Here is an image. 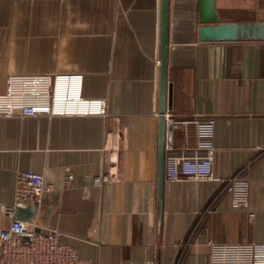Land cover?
Wrapping results in <instances>:
<instances>
[{"label": "crops", "instance_id": "crops-1", "mask_svg": "<svg viewBox=\"0 0 264 264\" xmlns=\"http://www.w3.org/2000/svg\"><path fill=\"white\" fill-rule=\"evenodd\" d=\"M213 4L220 21L264 20V0ZM197 24L196 0H167L164 110L213 117L212 175L247 164L245 208L216 179L162 177L157 210L159 0H0V92L12 73L81 72V95L105 110L0 116V206L17 170L40 171L26 225L57 228L80 262L201 264L208 240L264 241V40H199ZM188 143L165 122L163 156Z\"/></svg>", "mask_w": 264, "mask_h": 264}, {"label": "built area", "instance_id": "built-area-1", "mask_svg": "<svg viewBox=\"0 0 264 264\" xmlns=\"http://www.w3.org/2000/svg\"><path fill=\"white\" fill-rule=\"evenodd\" d=\"M81 72L12 73L5 79L0 92V116L104 115L102 98L81 95ZM166 125L181 126L185 139L193 136L178 153L163 156L162 177L216 179L229 192L233 207L247 206L248 181L244 173L247 164L225 176H213L212 116L171 118L163 111ZM85 176L100 184L109 179L107 173L87 172ZM72 174L66 171L64 182L70 185ZM43 191L42 174L36 170H17L14 176L12 201L1 204L7 223L0 227V264H99L80 262L71 245L60 239L57 228L45 231L27 226L16 216L17 206L34 205ZM139 264H152L146 260ZM201 264H264V241L214 242L208 240L207 259Z\"/></svg>", "mask_w": 264, "mask_h": 264}, {"label": "water", "instance_id": "water-1", "mask_svg": "<svg viewBox=\"0 0 264 264\" xmlns=\"http://www.w3.org/2000/svg\"><path fill=\"white\" fill-rule=\"evenodd\" d=\"M167 0H159L158 29V116L156 143V207L159 209L164 153L163 111L170 106V84L165 80ZM196 37L199 40H264V20L220 21L217 19L213 0H196ZM170 127L166 125L168 130ZM30 205L17 206L16 216L29 219Z\"/></svg>", "mask_w": 264, "mask_h": 264}, {"label": "rangeland", "instance_id": "rangeland-1", "mask_svg": "<svg viewBox=\"0 0 264 264\" xmlns=\"http://www.w3.org/2000/svg\"><path fill=\"white\" fill-rule=\"evenodd\" d=\"M238 15H240V14H233V12L223 13L221 16H219V19H221V20L227 19L228 17L238 16ZM234 18H236V17H234ZM240 18H241V16H240ZM230 21H244V20H230Z\"/></svg>", "mask_w": 264, "mask_h": 264}]
</instances>
